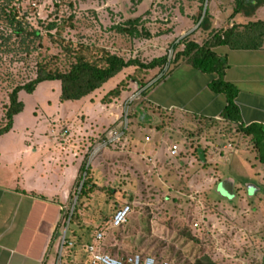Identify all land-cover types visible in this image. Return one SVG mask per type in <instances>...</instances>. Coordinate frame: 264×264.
<instances>
[{
	"label": "rangeland",
	"instance_id": "1",
	"mask_svg": "<svg viewBox=\"0 0 264 264\" xmlns=\"http://www.w3.org/2000/svg\"><path fill=\"white\" fill-rule=\"evenodd\" d=\"M235 2L0 0V128L6 124L4 108L9 93L35 79L39 64L58 56L59 65L65 67V53L56 39L70 41L75 47L88 44L105 48L126 60L149 63L167 56L172 61L183 48L175 47L182 38L189 36L199 43L208 38L209 32L198 29L199 22L194 18L202 6L209 8L216 28H221L231 23ZM3 8L12 10L28 33L39 30L40 37L31 35L22 43L6 26ZM137 17L141 18L137 24L139 37L116 28L129 27L127 20ZM51 24L62 25L63 29H49ZM136 70L137 66L125 68L78 101H61L59 81L42 82L32 94L21 91L19 99L25 107L0 146L5 147L18 134H29L35 145L49 149L51 134H57L59 143H65L71 134L69 142L77 145L83 158H75L59 146L62 150L58 153L69 157L70 165L75 163L74 168L79 169L61 229L73 227L69 217L90 169L99 187L79 209L78 227H83L89 238L99 227L106 229L104 248L115 256L141 252L171 264H193L205 253L221 264H264V165L253 141L234 131L236 126L229 127L222 121L197 128L183 115L155 114L147 95L142 94V83L150 86L156 82L164 73L161 68L143 71L138 81L129 80L119 98L111 103L102 101ZM123 131L126 133L119 141L102 146L107 136ZM78 138L84 139L74 141ZM175 142L184 144L188 151L181 158L170 153ZM197 147L207 151L206 163L199 160ZM83 166L85 171L80 172ZM224 179L233 181L231 198L217 191ZM127 202L133 209L128 223L118 229L108 228L115 207ZM187 233L199 241L191 240ZM59 247L62 257L61 243ZM69 253L64 264L81 256ZM57 259L56 264L60 261Z\"/></svg>",
	"mask_w": 264,
	"mask_h": 264
},
{
	"label": "crops",
	"instance_id": "2",
	"mask_svg": "<svg viewBox=\"0 0 264 264\" xmlns=\"http://www.w3.org/2000/svg\"><path fill=\"white\" fill-rule=\"evenodd\" d=\"M250 19L264 20V5ZM248 21L238 14L223 27ZM212 26L216 28V22ZM214 51L228 58L225 80L238 89L235 103L240 112L239 124L254 126L255 132L264 134V40L256 50L219 46ZM173 70L175 74L173 71L151 88L147 100L178 115L220 120L227 98L209 87L218 75L204 73L182 60ZM8 133L0 135V145ZM56 135L48 138L49 149L35 145L29 134H18L17 139L0 146V264H56L57 258L61 261L59 246L67 232V228L61 229L62 220L79 169L58 151L67 149L75 158L81 155L77 145L69 142L71 134L65 143H59Z\"/></svg>",
	"mask_w": 264,
	"mask_h": 264
},
{
	"label": "trees",
	"instance_id": "3",
	"mask_svg": "<svg viewBox=\"0 0 264 264\" xmlns=\"http://www.w3.org/2000/svg\"><path fill=\"white\" fill-rule=\"evenodd\" d=\"M202 1L205 2V0ZM235 1V7L233 8V12L230 16L231 19H235L238 14H243L249 18L248 22H234L232 26L226 28H213V17L211 12L208 7L204 8L202 6L195 14L194 18L196 19V23H198L203 16L198 29L209 32L208 38L203 43H198L197 41L189 38V36L182 38L175 47L178 48L179 46H183V48L177 53V56L172 61H168L167 56L154 58L149 63L141 62L139 59L126 60L124 57L105 48H98L88 44L75 47L70 41L56 39L55 41L60 43L61 47L63 48V52L65 53V67L61 68L59 65V61L61 59H59L58 56H53L47 62L45 61L39 64L37 71L38 75L35 79L23 85L16 86L9 93V103L5 104L4 108V121H6V124L0 128V135L8 133L12 129L15 116L20 114L25 107L24 102L19 99L20 92L25 91L26 93L32 94L42 82L59 81L61 84V101H78L90 96L96 90L102 88L107 82L117 76L125 68L137 66L135 74L122 80L103 97L102 101L104 103H111L114 99H117L121 96L123 91L127 88V83L129 80L138 81V76L141 75L143 71L146 72L156 68H161L164 73L156 82L150 86H148V83H142V88L144 87L142 94L145 96L148 95L151 87L154 85L156 86L159 82L163 81L166 77L172 74L174 67H176L180 59L183 58L184 62L204 73H216L218 77L210 82L209 87L216 93L225 94L227 98V106L223 110L220 120L191 114H186L185 117L191 119L195 125L197 124V128L221 123V121L222 123L229 125V127H231V125L236 126L234 131L243 133L245 136L251 138L258 150L259 159L264 165V134L255 132L254 126L244 127L243 125L239 124L241 121L240 112L235 103L238 89L234 84L225 80L226 69L229 66L228 58L227 56L218 55L214 51V48L219 46H228L234 50H256L260 49L263 45L264 20H252L250 18H252L256 11L264 5V0ZM7 9L8 8L2 9V16L3 19H5L4 22L6 23L7 27L12 29L15 35L22 39L21 41L29 38L31 35H33L35 38L40 37V31L37 29L28 33L27 30H25V27L22 25V21L16 20L12 10L7 11ZM140 19V17H137L135 19L127 20L126 23L129 27L116 26V28L121 33H128L131 36L139 37L141 32L137 27V24H140ZM49 29H58V31H60V29H63V26L61 25L57 27V24H51ZM146 35L150 37V33L147 32ZM8 39H10V37ZM24 42L25 41L22 43ZM172 64H175L173 68H171ZM147 103L151 109L155 110L153 111L155 114H163L164 116L165 114L170 113L168 110L149 101H147ZM159 117L160 119H163L162 116ZM202 123L203 125H201ZM182 146H184V144H182ZM182 146L181 152L177 158H181L188 152ZM198 148L199 147L196 148L195 152L199 157ZM205 153H207L206 150ZM83 168L84 166L80 169V172L82 170L85 171ZM97 187L99 186L93 182L90 169H87L77 202L72 214L69 217V225L73 224V227L70 228V226H67L65 238L66 242L63 245V255L61 257V262L63 264L64 258H66L71 251L76 256L81 255V258L77 257V260L76 257L70 259L71 261L68 259L71 264H86L88 262V255L86 253L85 246L92 241L97 229L93 238H89L88 235L83 231L84 228L78 227V223L80 221L79 209L84 205V200ZM124 204H130V202L120 205ZM119 206L115 207L113 215ZM98 229H103V227H99ZM187 235L191 240H195L196 242L199 241V238H195L190 233H187ZM69 243H72V245ZM193 264L221 263L208 254L203 253L194 260Z\"/></svg>",
	"mask_w": 264,
	"mask_h": 264
},
{
	"label": "built area",
	"instance_id": "4",
	"mask_svg": "<svg viewBox=\"0 0 264 264\" xmlns=\"http://www.w3.org/2000/svg\"><path fill=\"white\" fill-rule=\"evenodd\" d=\"M124 134L114 132L108 137L103 147H106L108 143L119 141ZM67 134H60L61 137H65ZM181 152V145L173 143L170 147V153L173 157H177ZM133 209L131 204L120 205L115 211L114 215L109 220L108 228L118 229L128 223ZM107 231L104 229H97L94 238L88 244H86V253L88 255V262L86 264H171L167 260H159L152 255H144L141 252H133L123 256L113 255L106 251L104 248V239L106 238ZM66 233L62 240L61 250L66 242ZM72 245V243H69ZM60 264L61 261L59 262ZM78 264V263H77Z\"/></svg>",
	"mask_w": 264,
	"mask_h": 264
},
{
	"label": "water",
	"instance_id": "5",
	"mask_svg": "<svg viewBox=\"0 0 264 264\" xmlns=\"http://www.w3.org/2000/svg\"><path fill=\"white\" fill-rule=\"evenodd\" d=\"M202 19H203V16L200 19L198 25L201 23ZM198 155H199V159L202 163L207 162L205 150L203 148L198 149ZM217 191L219 193H221L223 196L231 198V195L234 196V194H233V181L231 179H224V180L220 181L218 186H217Z\"/></svg>",
	"mask_w": 264,
	"mask_h": 264
}]
</instances>
